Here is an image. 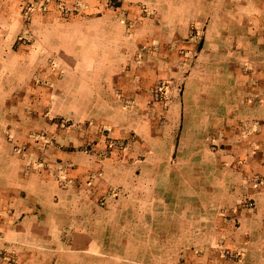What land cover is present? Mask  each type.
<instances>
[{
    "label": "crops",
    "instance_id": "1",
    "mask_svg": "<svg viewBox=\"0 0 264 264\" xmlns=\"http://www.w3.org/2000/svg\"><path fill=\"white\" fill-rule=\"evenodd\" d=\"M263 88L264 0H0V264H264Z\"/></svg>",
    "mask_w": 264,
    "mask_h": 264
},
{
    "label": "rangeland",
    "instance_id": "2",
    "mask_svg": "<svg viewBox=\"0 0 264 264\" xmlns=\"http://www.w3.org/2000/svg\"><path fill=\"white\" fill-rule=\"evenodd\" d=\"M111 4H113L114 7L116 6L114 1L111 2ZM111 4H110V6H111ZM186 91H187V87H186L185 83H179V84L172 83V84H166V86H163V84L162 85L160 84L157 87V89H156V92L159 94L158 95L159 97H163V96L166 97V96H168V93H170L171 95L173 94L172 96L179 97ZM192 91H193V94H194L195 93V89L193 88ZM263 96H264V88H263ZM162 99L165 100L164 98H162ZM22 149L23 148L20 147V146H16L15 147L16 151H21ZM263 151H264V148H263ZM257 181H260V180H257ZM245 204L247 206H249V207H252L253 206V201L247 200L245 202ZM225 254L229 255V257L232 256V257L238 258V259L242 258V254L240 252H235V253H229V252L227 253V252H225ZM0 257H1V253H0ZM10 262L12 263V259H11Z\"/></svg>",
    "mask_w": 264,
    "mask_h": 264
},
{
    "label": "built area",
    "instance_id": "3",
    "mask_svg": "<svg viewBox=\"0 0 264 264\" xmlns=\"http://www.w3.org/2000/svg\"><path fill=\"white\" fill-rule=\"evenodd\" d=\"M111 7H114V5H113V4H111Z\"/></svg>",
    "mask_w": 264,
    "mask_h": 264
}]
</instances>
